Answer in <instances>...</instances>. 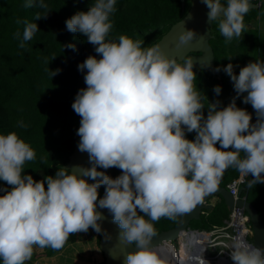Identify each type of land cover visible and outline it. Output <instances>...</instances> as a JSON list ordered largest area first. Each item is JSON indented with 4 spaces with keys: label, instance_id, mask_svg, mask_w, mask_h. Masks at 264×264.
I'll return each mask as SVG.
<instances>
[{
    "label": "clouds",
    "instance_id": "obj_1",
    "mask_svg": "<svg viewBox=\"0 0 264 264\" xmlns=\"http://www.w3.org/2000/svg\"><path fill=\"white\" fill-rule=\"evenodd\" d=\"M201 2L209 9V21H219L226 42L244 34L245 16L258 6L251 0ZM116 3L94 0L88 11L65 22L69 32L86 37L101 57L89 56L78 65L81 73L86 70L87 87L72 104L81 117L78 149L88 153L92 167L77 172L62 166L54 177L36 181L24 174L25 163L35 159L31 146L16 132L0 134V181L11 186L0 189L6 193L0 196L2 264H26L37 247L60 251L73 234L90 228L103 233L98 208L112 215L121 229L120 240L137 249L127 254L126 264H170L162 254L164 245L152 246L157 236L154 222L175 220L203 205L219 190L229 169L241 178L252 177L249 188L264 184V60L248 63L238 75L232 63L216 68L230 77L237 97L222 109L219 100L209 102L205 117L203 100L208 98L197 91L192 58H169L160 44L144 47V41L127 35L108 40ZM25 7L46 10L48 5L27 0ZM47 16L36 13L34 20ZM16 23L25 25L23 48L40 29L27 20ZM14 36L21 39L19 31ZM196 37L195 31L183 32L177 47ZM65 47L75 49L73 44ZM59 71H51L52 76ZM214 92L219 96L221 86ZM240 96L254 109L255 123L252 114L237 106ZM19 126L26 127L22 122ZM193 132L195 139H187ZM111 168L122 174L112 178L106 174ZM229 252L233 264H264V248L243 235L233 238ZM190 259L207 264L203 254Z\"/></svg>",
    "mask_w": 264,
    "mask_h": 264
},
{
    "label": "trees",
    "instance_id": "obj_2",
    "mask_svg": "<svg viewBox=\"0 0 264 264\" xmlns=\"http://www.w3.org/2000/svg\"><path fill=\"white\" fill-rule=\"evenodd\" d=\"M251 1L259 3L260 7L252 9L245 16L246 27L242 36L226 42L219 31V21L213 23L210 44L214 50L216 68L232 63L236 66L234 70L238 75L240 69L248 63L264 60V31L250 27L254 19L264 21V0ZM26 2L27 0H0V134L16 132L31 146L36 155L34 160L25 163L24 174L40 181L45 176L54 177L58 168L68 163L80 139L77 131L81 117L74 112L72 104L79 90L87 85L84 82L86 70L81 73L78 65L89 56H96L97 59L101 57L95 52V46L86 42V37L69 32L65 23L77 12L88 11L94 0H44L48 5L46 10L27 8ZM189 6L190 0H117L116 11L110 17L113 28L108 40H117L120 35H127L134 40L144 41V47H152L173 24L184 17ZM36 13H40L41 17L48 16L35 21ZM17 20L35 22L40 29L31 41L23 42V48L20 44L25 25L17 24ZM17 31L21 33L19 40L14 36ZM69 44L75 45V49L65 47ZM58 69L59 73L53 77L51 71ZM194 71L197 74V91L208 98L203 100L205 117L209 102L219 100L222 109L237 97L233 83L225 72L213 74L203 68H194ZM216 86L222 88L219 96L214 92ZM236 104L252 114V123L256 122L255 111L250 104L243 103V96L236 99ZM21 122L26 127H20ZM195 136L194 132L186 134L189 140H194ZM217 147L219 148V144ZM106 174L116 178L122 173L118 168H111L106 170ZM238 178L239 173L229 169L220 186L227 188ZM249 179L252 177L245 178L242 185V196L258 209L264 220V184L249 188ZM10 187L0 181V189L10 190ZM99 193L100 198H103V186ZM4 194L6 193L0 191V196ZM229 214L230 210L221 198L200 219L192 221L190 229L210 231L224 226ZM176 222L177 219L168 218L154 222L157 234L174 228ZM100 236L101 233L98 234V243ZM77 240L78 234H73L63 249ZM60 251L44 248L43 253L51 256Z\"/></svg>",
    "mask_w": 264,
    "mask_h": 264
},
{
    "label": "water",
    "instance_id": "obj_3",
    "mask_svg": "<svg viewBox=\"0 0 264 264\" xmlns=\"http://www.w3.org/2000/svg\"><path fill=\"white\" fill-rule=\"evenodd\" d=\"M253 9L260 7L259 3ZM209 9L201 0H190V6L184 17L171 26V28L156 42L153 46L160 44L164 52L169 58H178L181 61L184 57L192 58L194 61V68L205 69L208 72L216 74L215 56L214 50L210 44L212 38V25L208 19ZM195 31L197 37L191 41L188 45L178 48L177 43L180 35L185 31ZM152 46V47H153ZM80 140V139H79ZM79 140L77 141L72 154L69 157L68 163L64 166L69 170L79 172V167L90 168L92 164L89 160L88 153H82L78 149ZM87 179L89 183L93 181L88 177H82ZM244 187L239 190V195H242ZM220 197L224 200L229 210H233L235 207L243 208L249 215L251 226L253 230L252 243L257 247L264 248V220L261 217L258 209L247 200L245 196L235 199L228 188L220 186L219 190L208 196L203 205L197 206L193 212L184 216L178 217L176 226L167 231H163L153 239L152 246L156 247L162 245L165 242H173L184 234V232L190 230V223L194 220L201 218V215L210 210L213 207L211 199ZM104 217L101 223L103 233H101L99 240V248L104 256L103 264H126V256L130 252L137 251L134 245H125L120 240V231L116 223H113V217L107 209H97ZM109 235L111 238L109 239Z\"/></svg>",
    "mask_w": 264,
    "mask_h": 264
},
{
    "label": "rangeland",
    "instance_id": "obj_4",
    "mask_svg": "<svg viewBox=\"0 0 264 264\" xmlns=\"http://www.w3.org/2000/svg\"><path fill=\"white\" fill-rule=\"evenodd\" d=\"M257 21H259V19ZM220 199H221L220 197L212 198L211 203H213V206L218 201H220ZM230 213H231V211H230ZM228 219H226L224 221L225 222L224 226L215 227L214 229H212L210 231H208V230L196 231V230L190 229V230L184 232V234L180 238H178L177 240H174L173 242H165V243H163V245H164V247L169 249L171 254H176L178 256L188 258L189 253H190V249H192V248L187 243V237L189 235H191L192 233L199 234V235L210 234L211 243L208 245V247L206 249V253H205V257H208L211 259L210 264H219V262L221 260L223 261L222 264H232L233 262L230 259L229 249H230L231 243H233L232 237L235 234L229 233V231L234 233L235 229H233V227L230 226V228H229L230 230L228 229L227 232H224L223 229L227 226ZM241 224H242L243 228H245L243 222ZM89 231L90 232H89V235L87 237L89 239L88 251H92L91 252L92 257L95 256V259H97L95 264H97V262H99L98 264H103L104 263V257H103V254H102L100 248H99V243H98V234L99 233H97L94 229H91V228L89 229ZM251 242H252V240H251ZM71 248H73V247H71ZM43 251H44V248L41 249V248L37 247L35 249L33 258H39V257L43 256L44 255ZM71 251H73V250L72 249L67 250L66 256L63 255L64 257L59 256L56 263L57 264H65V263L66 264H72L71 259H67V256H70ZM162 254L166 255V254H164V252ZM169 261H170V258H169ZM35 264H37V263H35Z\"/></svg>",
    "mask_w": 264,
    "mask_h": 264
},
{
    "label": "crops",
    "instance_id": "obj_5",
    "mask_svg": "<svg viewBox=\"0 0 264 264\" xmlns=\"http://www.w3.org/2000/svg\"><path fill=\"white\" fill-rule=\"evenodd\" d=\"M250 27L260 28L264 31V21H257L256 19H254L251 21ZM89 232L90 231L88 230V232L86 233H78L77 242L67 245L60 252H57L51 256L43 255L39 258L32 257V259L27 261L26 264H57L56 262L59 256H66L67 250L70 249H72L73 251L70 252V256H67V259H71L72 264H95L97 259H95V256L92 257V251H88L89 239L87 237L89 235ZM98 263L99 262H97V264Z\"/></svg>",
    "mask_w": 264,
    "mask_h": 264
},
{
    "label": "built area",
    "instance_id": "obj_6",
    "mask_svg": "<svg viewBox=\"0 0 264 264\" xmlns=\"http://www.w3.org/2000/svg\"><path fill=\"white\" fill-rule=\"evenodd\" d=\"M245 183V178H238L237 180L233 181L230 185H228V190L230 191L231 195L235 198H242L243 196L239 195V190L242 187V185ZM242 221L245 228L244 230V238L247 240V242L252 243L251 240L253 239V230L251 226V221L249 215L245 212L243 208H237L235 207L233 210H231V213L229 215V219L227 221V226L223 229L224 232H227L228 229L233 227L235 229L234 233L229 231V233L235 234L232 237V240L234 237L238 236L241 231V226L238 224L239 221ZM230 230V229H229ZM232 244V243H231Z\"/></svg>",
    "mask_w": 264,
    "mask_h": 264
},
{
    "label": "bare ground",
    "instance_id": "obj_7",
    "mask_svg": "<svg viewBox=\"0 0 264 264\" xmlns=\"http://www.w3.org/2000/svg\"><path fill=\"white\" fill-rule=\"evenodd\" d=\"M241 223H242V221L240 220L238 222V224L241 226L242 229L240 228L241 231H240L239 235L245 236L244 230H243L244 228H243ZM187 243L192 248V249H190V253H189L188 258H184V257L178 256L176 254H171L169 249H167L166 247H163V252H164V254H166V256H169L171 264H193V262L191 261L190 258L192 256H198L201 254H203V257L207 261V264L211 263V259L208 257H205L206 249H207L208 245L211 243L210 234L199 235V234L192 233L191 235H189L187 237ZM222 262L223 261L221 260L219 262V264H222Z\"/></svg>",
    "mask_w": 264,
    "mask_h": 264
}]
</instances>
